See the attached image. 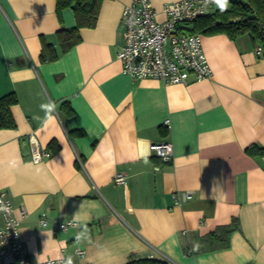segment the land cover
I'll use <instances>...</instances> for the list:
<instances>
[{"label": "crops", "instance_id": "1", "mask_svg": "<svg viewBox=\"0 0 264 264\" xmlns=\"http://www.w3.org/2000/svg\"><path fill=\"white\" fill-rule=\"evenodd\" d=\"M173 1L151 3L162 14ZM131 2L103 0L96 25L82 27L78 43L47 60L43 41L58 47L56 32L76 26L73 8L58 13L56 0H0V95L18 96L15 127L0 128V191L14 204L31 259L264 264L260 42L202 34L211 76L187 84L133 78L117 56L122 10ZM162 140L173 144L170 161L150 149ZM33 144L50 155L33 160ZM250 146L258 151L249 153ZM119 172L127 176L122 184L114 181ZM186 190L193 197L176 204L173 193ZM43 212L51 222L78 224L54 231L41 224ZM222 225L234 226L229 245L213 247L206 236Z\"/></svg>", "mask_w": 264, "mask_h": 264}, {"label": "built area", "instance_id": "2", "mask_svg": "<svg viewBox=\"0 0 264 264\" xmlns=\"http://www.w3.org/2000/svg\"><path fill=\"white\" fill-rule=\"evenodd\" d=\"M221 0H177L167 2L160 12L151 0H132L124 6L121 15L123 43L118 51L122 71L133 78L155 77L165 83H185L192 79L200 80L211 76L212 67L204 50L202 34L191 31V23L210 12ZM258 53L262 45L256 47ZM165 123H169L167 119ZM150 149L161 159L170 161L173 157V144L169 140L153 142ZM32 159L40 161L50 152L33 144ZM123 172L115 175L118 184L125 182ZM193 197L192 191L174 192L176 204ZM0 207L3 223L0 224V264H73L66 256L49 258L43 261L31 259L28 248L21 236L20 218L12 200L5 191H0ZM21 215H27L21 206ZM43 226L52 223L54 231L67 230L78 223L72 219H48L46 212L40 216ZM80 256L85 254L77 249Z\"/></svg>", "mask_w": 264, "mask_h": 264}, {"label": "trees", "instance_id": "3", "mask_svg": "<svg viewBox=\"0 0 264 264\" xmlns=\"http://www.w3.org/2000/svg\"><path fill=\"white\" fill-rule=\"evenodd\" d=\"M103 0H56L57 11L60 13L64 8H73L76 16V26L72 28L62 27L56 32L58 47L48 41H43L41 56L43 59L54 60L60 53L68 51L81 40L80 29L82 27H93L96 25L100 7ZM225 2V0H221ZM227 8L217 7L214 10L198 17L189 29L201 34L226 33L231 38L243 34L250 35L260 42L264 52V0H236L231 2ZM18 102V96L14 91L0 95V128L15 127L16 122L12 113V105ZM65 115L73 113V108L66 102L62 104ZM60 145L51 140L49 150L56 152ZM247 151L255 154L258 148L250 146ZM234 221H236L234 219ZM233 225L219 226L210 232L206 239H210L213 247H227L229 235ZM126 264H168L167 260L155 257H140Z\"/></svg>", "mask_w": 264, "mask_h": 264}, {"label": "rangeland", "instance_id": "4", "mask_svg": "<svg viewBox=\"0 0 264 264\" xmlns=\"http://www.w3.org/2000/svg\"><path fill=\"white\" fill-rule=\"evenodd\" d=\"M227 3H220L219 6L225 7Z\"/></svg>", "mask_w": 264, "mask_h": 264}, {"label": "water", "instance_id": "5", "mask_svg": "<svg viewBox=\"0 0 264 264\" xmlns=\"http://www.w3.org/2000/svg\"><path fill=\"white\" fill-rule=\"evenodd\" d=\"M231 2H234V1H236V0H230Z\"/></svg>", "mask_w": 264, "mask_h": 264}, {"label": "bare ground", "instance_id": "6", "mask_svg": "<svg viewBox=\"0 0 264 264\" xmlns=\"http://www.w3.org/2000/svg\"><path fill=\"white\" fill-rule=\"evenodd\" d=\"M121 47V46H120ZM120 49V48H119ZM119 51V50H118ZM117 56H118V52H117Z\"/></svg>", "mask_w": 264, "mask_h": 264}, {"label": "clouds", "instance_id": "7", "mask_svg": "<svg viewBox=\"0 0 264 264\" xmlns=\"http://www.w3.org/2000/svg\"><path fill=\"white\" fill-rule=\"evenodd\" d=\"M225 3H226V0H225Z\"/></svg>", "mask_w": 264, "mask_h": 264}]
</instances>
